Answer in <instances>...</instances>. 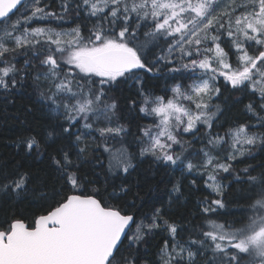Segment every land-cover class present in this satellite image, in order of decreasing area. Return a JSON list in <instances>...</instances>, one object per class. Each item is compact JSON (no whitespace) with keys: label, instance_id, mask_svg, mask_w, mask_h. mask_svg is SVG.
<instances>
[{"label":"snow or ice","instance_id":"obj_1","mask_svg":"<svg viewBox=\"0 0 264 264\" xmlns=\"http://www.w3.org/2000/svg\"><path fill=\"white\" fill-rule=\"evenodd\" d=\"M161 77L172 82L158 94L148 80ZM29 78L57 122L28 129L17 148L47 156L57 186L37 184L23 164L0 167V200L31 197L40 207L0 217V264H264V163H247L254 148L264 151V0H0V90ZM124 83H134L128 111L152 118L135 133L111 95ZM226 91L248 100L246 118L227 128L214 103ZM101 152L106 165L87 159ZM149 157L179 172L171 193H182L187 176L203 180L208 195L191 229L172 218L171 194L168 207L129 211L137 200L143 207L131 178ZM221 173L244 193L238 217L223 221L236 213L219 211ZM161 233L155 259H146L141 247Z\"/></svg>","mask_w":264,"mask_h":264},{"label":"trees","instance_id":"obj_2","mask_svg":"<svg viewBox=\"0 0 264 264\" xmlns=\"http://www.w3.org/2000/svg\"><path fill=\"white\" fill-rule=\"evenodd\" d=\"M56 2V0H54ZM57 10L58 8H54ZM24 11L23 8L20 9ZM70 19V18H68ZM42 25L45 22H41ZM56 22H53L51 26H55ZM75 26L65 24V27ZM91 27V24L88 25ZM26 57H19V64L17 67L21 69L23 73L25 70L24 59ZM33 75L42 69L33 67L31 69ZM143 74V73H142ZM172 81L166 80L161 77L159 80L149 79V86L156 88L157 93L162 92L166 83L170 84ZM25 86L11 90L10 92H4L0 90V167L7 171L13 170L17 165L23 164L24 170L32 173L34 181L38 184L41 181H46L49 187L56 185V173L50 166V161L47 156L43 158L35 155L31 157H25L24 153L19 151L17 148V142L22 134H25L28 129H32L36 132L43 133L45 130L51 129L57 122V114L54 113L49 106L40 100L39 90L33 86L31 78L24 82ZM134 92L133 87H130L128 83L118 85L111 95H113L120 104V111L118 115L121 117L120 122L129 126L131 132H136V124L139 123L141 126L151 122V117L139 118L138 113H130L126 104V97ZM241 97L240 93L231 94L230 92H224L223 97L219 103L223 109V115L219 117L220 122L225 128L230 123L237 120H244L246 114L244 113V105L248 103L247 99H243V103L234 104L233 101ZM98 135V134H97ZM191 139L190 136L186 137ZM124 147L132 141V137L128 136L125 138ZM113 149H119L122 145L119 142H110ZM94 146V145H93ZM198 147V144L197 146ZM135 150V147H132ZM51 151V149H49ZM253 154L256 159H249L248 164L259 165L264 163V151H261L259 146L253 149ZM99 155L107 164V153H89L87 159L92 161L95 156ZM137 171L132 176L133 183L139 184V190L143 198V207H141V201L137 200V208L129 209L130 212L145 213L149 212L150 207L155 202H162L164 207L169 205V196L172 197L171 214L172 218L177 222L185 224L189 229L193 227L192 222L195 221L196 209L198 201L208 195V190L204 189L203 180L197 178V184L192 185L190 181L193 176H187L183 179V188L181 194L171 193L172 185L180 178L179 172H170L167 168L162 165L155 164L151 158H145L142 161L137 162ZM91 166V165H89ZM246 164H238L236 167L243 168ZM96 171L100 174L101 183L104 180V173L99 166L96 167ZM227 174L221 173V179L225 182L226 187L224 188V202L226 204L225 209L219 211L224 213H236V216L224 215L219 219L221 221L225 219H234L239 215V206L243 203L242 196L244 193L240 191V186L237 184H230L231 178L224 179L223 177ZM119 181H117L118 183ZM178 196V199H177ZM212 198H217L213 195ZM131 200V197H129ZM157 206H160L158 203ZM40 207L37 201H34L31 197L25 199L16 200H0V217L11 213H19L25 216H31V214H39ZM198 223V221H196ZM166 236V233H161L155 239L149 238V244L141 247V252L144 249H148V255L146 259L154 260L156 245L161 243L162 238Z\"/></svg>","mask_w":264,"mask_h":264},{"label":"rangeland","instance_id":"obj_3","mask_svg":"<svg viewBox=\"0 0 264 264\" xmlns=\"http://www.w3.org/2000/svg\"><path fill=\"white\" fill-rule=\"evenodd\" d=\"M213 110H214V109H213ZM149 123H150V122H149ZM186 137H187V136H186ZM186 137H185V139H187ZM195 146H197V145H195ZM198 147H199V145H198ZM220 175H221V174H220ZM218 179H220L221 183H222L223 185H225V186H226L225 182H224V181L221 179V176H220V177H218Z\"/></svg>","mask_w":264,"mask_h":264}]
</instances>
